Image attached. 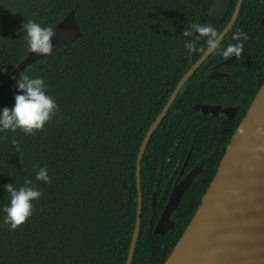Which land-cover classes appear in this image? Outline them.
<instances>
[{
    "label": "trees",
    "instance_id": "1",
    "mask_svg": "<svg viewBox=\"0 0 264 264\" xmlns=\"http://www.w3.org/2000/svg\"><path fill=\"white\" fill-rule=\"evenodd\" d=\"M215 1L0 0V81L29 52L21 31L28 19L53 27L74 9L81 33L0 86V111L14 106L20 94L14 77L22 74L43 78L46 94L58 105L35 135L0 131V264H125L136 218V157L147 128L144 121L153 119L156 111L149 110L163 105L189 60L201 54L184 47L182 32L203 20ZM229 43L224 40L221 47ZM217 56L222 58L211 54L208 59ZM188 93L181 92L174 106ZM169 117L150 137L140 162L142 209L131 264L163 263L221 155L206 156L173 212L176 223L163 235L153 233L151 224L176 173L167 160L173 157L169 140L161 135ZM45 166L51 183L36 180ZM26 179L42 196L32 201L27 221L11 230L4 224L3 209L10 203L4 186L18 189Z\"/></svg>",
    "mask_w": 264,
    "mask_h": 264
},
{
    "label": "water",
    "instance_id": "2",
    "mask_svg": "<svg viewBox=\"0 0 264 264\" xmlns=\"http://www.w3.org/2000/svg\"><path fill=\"white\" fill-rule=\"evenodd\" d=\"M241 1L238 0V5ZM229 2L230 0H216L209 11L207 24L213 27L227 10ZM229 26L221 32L219 42L227 33ZM52 28L55 32L51 38L52 52L73 43L81 34L74 17V9L69 10ZM43 56L45 55L29 50L27 55L1 79L0 86L28 64ZM208 56L201 54L183 74L165 108L150 125L140 144L135 172L136 218L125 264L132 263L140 229L142 209L140 161L143 153L180 86ZM195 108H200L204 112L213 111L209 105H199ZM239 127L245 129L246 135L241 136L237 133ZM257 127H264V81L232 133L189 223L162 264H264V153L254 151L257 145L264 144V137L255 135ZM198 171L199 168L192 170L179 183L175 182L153 233L162 235L174 224L170 215L179 205L183 192Z\"/></svg>",
    "mask_w": 264,
    "mask_h": 264
},
{
    "label": "flooded vegetation",
    "instance_id": "3",
    "mask_svg": "<svg viewBox=\"0 0 264 264\" xmlns=\"http://www.w3.org/2000/svg\"><path fill=\"white\" fill-rule=\"evenodd\" d=\"M209 11L204 14L203 20H196L197 23L207 24ZM228 26L229 29L220 43L224 40L226 42L228 39L230 43H236L232 40V35L237 31H242L249 36L247 41H243L244 51L241 58L237 60L235 56H232L228 60H224L223 57L217 56L208 59L209 55L180 86L178 93L154 129L155 131L160 128L164 117L169 113L170 117L161 129V135L166 136L169 140L171 146L169 153L173 155V157H167L168 163L173 162L176 169L169 195L175 182L179 183L187 173L199 168L193 180L201 173L206 156L211 154L216 158L221 153L218 159L219 164L232 133L264 81V0H250L249 2L242 0L239 5L238 0H230L227 10L214 23L213 28L221 33ZM200 42L201 45H204V40H200ZM201 54L195 60H189V67L196 62ZM183 74L177 80L163 105L158 110H149L156 112L151 121H144L147 123L146 131L165 108ZM190 82H192L191 85H189ZM186 90H189L188 95L184 97L179 106H174L179 94ZM199 105L212 106L213 111L204 112L200 108H195ZM242 111H244L243 115H241ZM171 143L173 144L171 145ZM155 193L156 190H153L154 196ZM173 212L170 219L175 224ZM161 213L162 211L160 215ZM152 216L153 214L150 215V221ZM156 222L153 226L150 222L152 232Z\"/></svg>",
    "mask_w": 264,
    "mask_h": 264
},
{
    "label": "clouds",
    "instance_id": "4",
    "mask_svg": "<svg viewBox=\"0 0 264 264\" xmlns=\"http://www.w3.org/2000/svg\"><path fill=\"white\" fill-rule=\"evenodd\" d=\"M21 31L26 33V43L32 53L42 55L52 53L51 38L55 35L52 27H42L28 19L22 23ZM221 35L209 24L197 22L192 23L182 32V37L185 38L184 47L189 52L198 51L204 55L218 54L224 60L235 56L239 60L244 51L243 41H247L249 36L242 31H237L232 35V40L236 43H229L222 48L219 42ZM200 40H204V45L197 47V42ZM14 79L20 94L15 95V104L11 109L5 107L0 111V131L16 132L19 129L25 135H35L55 115L58 105L51 96L46 94L47 88L43 78H31L27 74H22L19 79L16 77ZM237 133L241 136L246 135L243 127H239ZM255 135L264 137V127H257ZM11 142L17 146L18 151V141L13 139ZM254 151L264 153V144L257 145ZM36 180L51 183L46 166L38 169ZM4 188L10 195V203L3 209L6 213L4 224L10 225L11 230H16L32 215V201L38 200L42 193L33 185L31 179H26L24 186L18 189L13 184L5 185Z\"/></svg>",
    "mask_w": 264,
    "mask_h": 264
}]
</instances>
